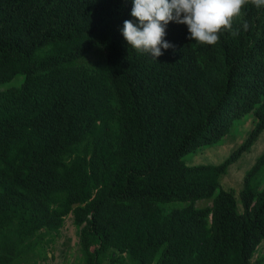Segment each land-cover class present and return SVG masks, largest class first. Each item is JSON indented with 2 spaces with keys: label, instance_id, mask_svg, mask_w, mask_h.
Segmentation results:
<instances>
[{
  "label": "trees",
  "instance_id": "trees-1",
  "mask_svg": "<svg viewBox=\"0 0 264 264\" xmlns=\"http://www.w3.org/2000/svg\"><path fill=\"white\" fill-rule=\"evenodd\" d=\"M131 8L0 0V84L22 78L0 90V264L54 259L70 216L84 264H264V150L223 186L264 132V8L215 45L171 22L158 60L121 34ZM250 118L222 162L188 164Z\"/></svg>",
  "mask_w": 264,
  "mask_h": 264
},
{
  "label": "clouds",
  "instance_id": "clouds-1",
  "mask_svg": "<svg viewBox=\"0 0 264 264\" xmlns=\"http://www.w3.org/2000/svg\"><path fill=\"white\" fill-rule=\"evenodd\" d=\"M247 0H131L130 15L120 29L127 44L139 53L158 60L163 50L173 48L165 39L171 22L187 26L188 36L200 44L215 45L223 32L233 35L232 22ZM264 8V0H252ZM247 29V24L243 25Z\"/></svg>",
  "mask_w": 264,
  "mask_h": 264
},
{
  "label": "rangeland",
  "instance_id": "rangeland-1",
  "mask_svg": "<svg viewBox=\"0 0 264 264\" xmlns=\"http://www.w3.org/2000/svg\"><path fill=\"white\" fill-rule=\"evenodd\" d=\"M21 80L22 78H16L8 83L0 84V90L18 84ZM252 121L251 118L247 120L241 125L237 133H230L223 139L222 143L218 145L203 146L197 152L187 154L185 159L188 164H218L222 162L242 143L253 126ZM263 150L264 132L253 146L252 150L243 154V156L230 167L228 173L223 178L224 188L235 190L236 194L239 196L244 185V178L247 170L251 168ZM205 201V199L199 200L198 204L203 206L207 204ZM261 255H264V242L262 243L256 258ZM44 264H84L80 250L79 236L77 228L73 224L72 216L67 218L62 234L57 240L55 258L50 259Z\"/></svg>",
  "mask_w": 264,
  "mask_h": 264
},
{
  "label": "water",
  "instance_id": "water-1",
  "mask_svg": "<svg viewBox=\"0 0 264 264\" xmlns=\"http://www.w3.org/2000/svg\"><path fill=\"white\" fill-rule=\"evenodd\" d=\"M77 205V204H76Z\"/></svg>",
  "mask_w": 264,
  "mask_h": 264
}]
</instances>
